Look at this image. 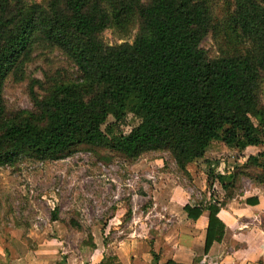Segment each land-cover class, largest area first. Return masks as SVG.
<instances>
[{
	"label": "trees",
	"instance_id": "obj_1",
	"mask_svg": "<svg viewBox=\"0 0 264 264\" xmlns=\"http://www.w3.org/2000/svg\"><path fill=\"white\" fill-rule=\"evenodd\" d=\"M134 14L139 23L131 41L101 40L105 26L122 28ZM226 26L240 45L208 56L200 45L210 28L205 0H47L45 5L0 0V165L21 156L58 159L88 143L130 158L166 149L184 169L218 138L237 150L261 145L246 156L245 165L258 168L254 178L264 184V105L259 98L264 90V0H233ZM38 40L64 52L78 79L52 83L41 96L31 80V107L6 109L4 79L20 77ZM126 112L137 121L127 131L115 128ZM213 169L206 166L209 181L227 190L235 172ZM244 200L255 203L256 196ZM222 202L205 205L204 250L222 236L224 223L216 215ZM182 208L195 218L202 203L185 202ZM152 259L175 264L172 259L158 263L153 253ZM101 263L121 264L113 254L94 264Z\"/></svg>",
	"mask_w": 264,
	"mask_h": 264
},
{
	"label": "rangeland",
	"instance_id": "obj_2",
	"mask_svg": "<svg viewBox=\"0 0 264 264\" xmlns=\"http://www.w3.org/2000/svg\"><path fill=\"white\" fill-rule=\"evenodd\" d=\"M23 1L41 5L47 2ZM205 1L210 28L200 45L208 56L232 52L240 45L226 26L233 0ZM138 23L134 14L122 28L112 24L105 26L99 37L107 44L131 41ZM78 76L76 66L64 52L38 40L22 64L20 77L8 74L4 79L5 107L9 110L31 107L28 94L31 80L35 93L41 96L52 83L76 80ZM259 98L264 105V90ZM112 119L111 115L107 116V120ZM136 121L131 112H126L122 125L114 127L127 131ZM260 148L261 145H249L237 150L213 138L203 157L187 162L184 169L176 166L166 149L147 150L130 158L88 143L77 145L69 155L58 159L21 156L12 163L1 164L0 264L10 261L16 264L14 257L16 247L20 251L19 245L43 256L35 264H82L80 260L83 264L86 260L90 263L87 254L97 246L106 255L115 250L121 253L129 246L144 251L151 247L152 237L159 240L164 226L172 220L170 212L173 211L168 209L170 212L164 215V207L159 203L176 195L177 209L182 201L178 190L185 189L192 194L190 200H199L205 198V194L200 195L204 185V190L220 194L224 203L228 199L242 201L255 193L256 186H264L254 178L258 168L245 165L246 156ZM207 165L214 167L215 172H235L227 190L217 191V181H209L211 177L206 174ZM155 201L156 205L152 203Z\"/></svg>",
	"mask_w": 264,
	"mask_h": 264
},
{
	"label": "crops",
	"instance_id": "obj_3",
	"mask_svg": "<svg viewBox=\"0 0 264 264\" xmlns=\"http://www.w3.org/2000/svg\"><path fill=\"white\" fill-rule=\"evenodd\" d=\"M198 169L203 174V170ZM203 180L204 178L202 185ZM216 185L217 191L220 192L221 187L218 181ZM200 189L201 197L205 194V198L199 199L202 209L195 218L187 216L182 205L185 202H199V200L196 198L190 200L189 197L192 194L185 189L178 190L182 201L178 204L177 209L175 208L176 195L159 203L162 208L164 207V215L170 212L168 209L173 211L170 212L172 220L167 226H164L159 240L152 237L151 247L148 246V249L144 251H138L129 246V248L125 247L121 253L115 250V254H112L118 257L121 264L155 263L152 253L156 256L158 263L172 259L175 264H264V186H256L255 193L249 194L256 196L255 203L245 202V196L242 201L228 199L219 205L216 215L224 223L223 233L219 240H212L207 250H204L208 212L205 205L213 199L208 189L204 190V185ZM221 199L219 194L217 200ZM152 203L156 205L157 201ZM19 249L20 251L16 247L17 254L14 257L16 264H35L39 258H43L34 249H25L21 245H19ZM87 255L86 258L91 262L86 260L85 264H94L103 259L106 253L100 246H97ZM80 262L83 264V260ZM10 263L12 262L7 264ZM64 264H69V262Z\"/></svg>",
	"mask_w": 264,
	"mask_h": 264
},
{
	"label": "built area",
	"instance_id": "obj_4",
	"mask_svg": "<svg viewBox=\"0 0 264 264\" xmlns=\"http://www.w3.org/2000/svg\"><path fill=\"white\" fill-rule=\"evenodd\" d=\"M211 184H212V182H211ZM210 193V192H209ZM210 195L212 196V199L214 200V199H218L219 198V194L217 195V193L214 191L213 193L211 192L210 193Z\"/></svg>",
	"mask_w": 264,
	"mask_h": 264
},
{
	"label": "water",
	"instance_id": "obj_5",
	"mask_svg": "<svg viewBox=\"0 0 264 264\" xmlns=\"http://www.w3.org/2000/svg\"><path fill=\"white\" fill-rule=\"evenodd\" d=\"M152 264H155V263H152Z\"/></svg>",
	"mask_w": 264,
	"mask_h": 264
}]
</instances>
